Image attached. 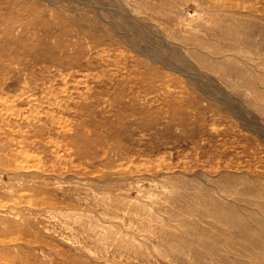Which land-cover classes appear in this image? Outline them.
I'll return each mask as SVG.
<instances>
[{"label":"rangeland","instance_id":"1","mask_svg":"<svg viewBox=\"0 0 264 264\" xmlns=\"http://www.w3.org/2000/svg\"><path fill=\"white\" fill-rule=\"evenodd\" d=\"M0 264H264V0H0Z\"/></svg>","mask_w":264,"mask_h":264}]
</instances>
